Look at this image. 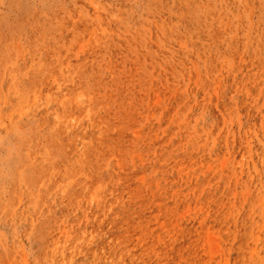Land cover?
Instances as JSON below:
<instances>
[{"label": "rangeland", "instance_id": "374dc122", "mask_svg": "<svg viewBox=\"0 0 264 264\" xmlns=\"http://www.w3.org/2000/svg\"><path fill=\"white\" fill-rule=\"evenodd\" d=\"M0 104V264H264V0H0Z\"/></svg>", "mask_w": 264, "mask_h": 264}, {"label": "bare ground", "instance_id": "6f19581e", "mask_svg": "<svg viewBox=\"0 0 264 264\" xmlns=\"http://www.w3.org/2000/svg\"><path fill=\"white\" fill-rule=\"evenodd\" d=\"M118 14H120V13H118ZM120 16H121V15H120ZM121 17H122V16H121ZM110 21H112V19H111ZM113 21H114V20H113ZM112 23H113V22H112ZM117 23H118V22H117ZM117 25H118V24H117ZM117 25H116V26H117ZM114 29H115V28H114ZM117 32H118V31H117ZM117 32H116V33H117ZM107 34H108V33H107ZM117 34H118V33H117ZM220 54H221V53H220ZM227 55H228V54H227ZM116 58H117V57H116ZM219 61H220V60H219ZM234 62H235V61H234ZM235 63H236V62H235ZM247 63H248V62H247ZM57 64H58V63H57ZM229 64H230V62H229ZM233 65H234V64H233ZM242 65H243V64H242ZM58 66H59V65H58ZM230 66L232 67L231 64H230ZM217 67H218V66H216V68H217ZM77 68H78V67H77ZM234 68H235V67H234ZM98 69H99V67H98ZM42 70H43V69H42ZM47 70H48V69H47ZM72 71H73V70H72ZM221 71H222V70H221ZM251 71H252V70H251ZM239 72H240V71H239ZM243 72H244V71H243ZM73 73H75V72H73ZM232 73H233V72H232ZM244 73H245V72H244ZM78 74H79V72H78ZM82 74H83V73H82ZM97 74H98V73H97ZM111 74H112V73H111ZM223 74H224V73H223ZM230 74H231V73H230ZM230 74H229V76H230ZM233 74L235 75V73H233ZM237 74H238V73H237ZM84 75H85V74H84ZM91 75H93V74H91ZM224 75H225V74H224ZM231 75H232V74H231ZM240 75H241V74H240ZM67 76H68V75H67ZM99 76H100V75H99ZM101 76H103V75H101ZM236 76H237V75H236ZM236 76H235V77H236ZM70 77H72V76H70ZM89 77H90V76H89ZM89 77H88V78H89ZM65 78H67V77H65ZM90 78H91V77H90ZM101 78H102V77H101ZM236 78H237V77H236ZM240 78H241V77H240ZM240 78H239V79H240ZM86 79H87V77H86ZM224 79H225V78H224ZM243 79H244V78H243ZM75 80H76V79H75ZM87 80H88V79H87ZM71 81H72V80H71ZM241 81H242V80H241ZM246 81H247V80H246ZM246 81H245V82H246ZM66 82H67V81H66ZM69 82H70V81H69ZM81 82H82V81H81ZM220 82H221V81H220ZM82 83H83V82H82ZM229 83H230V82H229ZM241 83H242V82H241ZM62 84H63V83H62ZM79 84H80V83H79ZM67 85H68V84H67ZM67 85H66V87H67ZM74 85H75V84H74ZM88 85H89L88 88H90L91 85H90V84H88ZM225 85H226V84H225ZM238 85H239V84H238ZM34 86H37V84L34 85ZM58 86H59V85H58ZM60 86H61V85H60ZM75 86H76V85H75ZM71 87H72V86H71ZM71 87H70V88H71ZM91 87H92V86H91ZM93 87H94V86H93ZM93 87H92V88H93ZM95 87H96V86H95ZM39 88H40V87H39ZM67 88H69V87H67ZM80 88H81V87H80ZM84 88H85V87H84ZM251 88H252V87H251ZM29 89H30V88H29ZM33 89H34V88H33ZM60 89H61V88H60ZM78 89H79V88H78ZM85 89H86V88H85ZM31 90H32V89H31ZM62 90H63V89H62ZM62 90H61V91H62ZM80 90H81V89H80ZM86 90H87V89H86ZM90 90H91V89H90ZM95 90H96V89H95ZM247 90H250V89L247 88ZM247 90H245V91H247ZM27 91H28V90H27ZM84 91H85V90H84ZM28 92H29V91H28ZM57 92H58V91H57ZM67 92H68V91H67ZM92 92H93V89H92ZM208 92H209V91H208ZM31 93H32V92H31ZM64 93H65V92H64ZM69 93H71V92H69ZM93 93H94V92H93ZM187 93H188V92H187ZM204 93H205V92H204ZM242 93H243V92H242ZM247 93H248V91H247ZM249 93H250V92H249ZM25 94H26V92H25ZM32 94H33V93H32ZM54 94H55V93H54ZM99 94H100V93H99ZM191 94H192V93H191ZM243 94H244V93H243ZM253 94H254V93H253ZM26 95H27V94H26ZM28 95H29V93H28ZM28 95H27V96H28ZM55 95H56V94H55ZM70 95H71V94H70ZM100 95H101V94H100ZM239 95H240V94H239ZM241 95H242V94H241ZM250 95H251V94H250ZM35 96H36V95H35ZM95 96H96V95H95ZM98 96H99V95H98ZM188 96H189V95H188ZM188 96H186V97L188 98ZM194 96H195V95H194ZM254 96H255V95H254ZM57 97H58V96H57ZM66 97H67V96H66ZM93 97H94V96H93ZM93 97H92V99H93ZM99 97H101V96H99ZM186 97H185V98H186ZM24 98H25V95H24ZM24 98H23V99H24ZM28 98H29V97H28ZM28 98H27V100H28ZM54 98H55V96H54ZM54 98H53L52 100H55V99H56V98H55V99H54ZM60 98H61V96H60ZM64 98H65V97H64ZM218 98H219V97H218ZM236 98H237V97H236ZM255 98H256V97H255ZM23 99H22V100H23ZM29 99H30V98H29ZM61 99H63V97H62ZM73 99L75 100V98H73ZM94 99H95V98H94ZM105 99H106V98H105ZM105 99H104V100H105ZM188 99H189V98H188ZM190 99H191V98H190ZM246 99H247V97H246ZM33 100H34V99H33ZM74 100H73V101H74ZM101 100H102V98H101ZM220 100H221V99H220ZM222 100H223V99H222ZM232 100H233V98H232ZM234 100H235V99H234ZM34 101H35V100H34ZM90 101L92 102V100H90ZM95 101H96V100H95ZM102 101H103V100H102ZM235 101H236V100H235ZM25 102H26V100L24 101V103H25ZM29 102H30V101H29ZM65 102H66V101H65ZM85 102H86V101H85ZM91 102H90V103H91ZM98 102H100V100H98ZM185 102H188V101H185ZM232 102H233V101H232ZM30 103H31V102H30ZM41 103H43V102H41ZM55 103H57V102L55 101ZM96 103H97V102H96ZM180 103H184V102H180ZM180 103H179V104H180ZM253 103H254V101H253ZM1 104H2V103H1ZM1 104H0V105H1ZM28 104H29V103H28ZM34 104H35V103H34ZM72 104H74V102H73ZM75 104H76V103H75ZM75 104H74V105H75ZM88 104H89V103H88ZM91 104H92V103H91ZM97 104H98V103H97ZM184 104H185V103H184ZM187 104H189V103H187ZM233 104H235V102H234ZM37 105H38V104H37ZM39 105H40V103H39ZM89 105H90V104H89ZM182 105H183V104H182ZM190 105H192V104H190ZM242 105H243V103H242ZM244 105H246V104H244ZM27 106H28V105H27ZM30 106H31V105H30ZM32 106H33V104H32ZM40 106H41V105H40ZM42 106H43V105H42ZM69 106H70V105H69ZM72 106H73V105H72ZM90 106H91V105H90ZM96 106H97V105H96ZM96 106H95V107H96ZM246 106H247V105H246ZM25 107H26V106H25ZM33 107L35 108V107H36V104H35ZM55 107H56V106H55ZM55 107H54V108H55ZM76 107H77V105H76ZM95 107H94V108H95ZM179 107H180V106H179ZM189 107H191V106H189ZM233 107H234V106H233ZM239 107H240V106H239ZM242 107H243V106H242ZM27 108H28V107H27ZM38 108H39V107H38ZM54 108H53V109H54ZM83 108H84V107H83ZM85 108H87V106H86ZM94 108H93V110H94ZM96 108L98 109V106H97ZM187 108H188V107H187ZM1 109H2V108H1ZM31 109H33V108L31 107ZM70 109H71V106H70ZM88 109L90 110V108H88ZM100 109H101V108H100ZM100 109H99V110H100ZM177 109H178V108H177ZM188 109H189V108H188ZM235 109H236V111L238 110V108H235ZM79 110H80V109H79ZM81 110H82V109H81ZM81 110H80V111H81ZM179 110H180V109H179ZM242 110H244V109L242 108ZM46 111H47V110H46ZM94 111L96 112V109H95ZM106 111H107V110H106ZM177 111H178V110H177ZM181 111H182V110H181ZM25 112H26V111H25ZM75 112H76V111H75ZM78 112H79V111H78ZM91 112H92V111H91ZM95 112H94V113H95ZM182 112H184V111H182ZM81 113H82V112H81ZM86 113H88V112H86ZM96 113H97V112H96ZM98 113H99V112H98ZM186 113H187V112H186ZM186 113H185V114H186ZM92 114H93V112H92ZM181 114H182L181 116H183V113H181ZM236 114H237V113H236ZM78 115H79V114H78ZM90 115H91V114H90ZM93 115H94V114H93ZM95 115H96V114H95ZM95 115H94V116H95ZM178 115H180V113H178ZM189 115H190V114H189ZM79 116H80V115H79ZM97 116H98V115H97ZM238 116H239V115H238ZM70 118H71V117H70ZM79 118H80V117H79ZM95 118H96V116H95ZM182 118H183V117H182ZM185 118H186V117H185ZM96 119H97V118H96ZM185 120H186V119H185ZM93 121H94V120H93ZM93 121H92V123H93ZM221 121H222V120H221ZM98 122H99V121H98ZM92 123H91V124H92ZM98 124H99V123H98ZM95 125H96V124H95ZM99 125H100V124H99ZM89 126H90V125H89ZM73 127H74V126H73ZM87 127H88V126H87ZM94 127H95V126H94ZM74 128H75V127H74ZM185 128H186V127H185ZM221 128H223V127H221ZM183 130H184V129H183ZM189 130H190V128H189ZM193 130H194V129H193ZM196 130H198V129H196ZM218 130H219V129H218ZM220 131H221V130H220ZM186 132H187V131H186ZM227 132H228V131H227ZM240 132H241V131H240ZM245 132H246V131H245ZM39 133H40V132H39ZM181 134H182V133H181ZM243 134H245V133L243 132ZM38 135H39V134H38ZM193 135H194V134H193ZM185 136L187 137V135H185ZM235 136H236V135H235ZM17 137H19V136H17ZM183 137H184V135H183ZM240 137H241V136H240ZM188 139H189V138H188ZM5 140H6V139H5ZM52 142H53V141H52ZM50 144H51V143H50ZM211 144H212V143H211ZM51 146H52V145H51ZM86 148H87V147H86ZM86 148H85V149H86ZM12 150H13V149H12ZM48 152H49V149H48ZM51 153H52V152H51ZM49 154H50V153H49ZM53 154H54V153H53ZM53 154H52V155H53ZM52 157H53V156H52ZM48 158H49V157H48ZM90 159H91V158H90ZM40 162H41V161H40ZM81 163H82V162H81ZM88 163H89V162H87L86 164H88ZM41 165H43V164H41ZM80 166H82V165H80ZM41 169H42V168H41ZM46 169H48V168H46ZM40 171H42V170H40ZM39 176H40V175H39ZM42 176H43V175H42ZM40 177H41V176H40ZM44 177H45V176H44ZM42 179H43V178H41V180H42ZM39 180H40V179H39ZM41 180H40V181H41ZM45 182H46V181H45ZM42 183L44 184V182H42ZM46 184H47V183H46ZM76 185H77V184H76ZM74 186H75V185H74ZM41 187H42V186H41ZM77 187H78V186H77ZM42 188H43V187H42ZM44 188H45V187H44ZM74 188H75V187H74ZM74 188H73V190H74ZM41 190H42V189H41ZM95 190H96V189H95ZM76 191H77V190H76ZM75 193H76V192H75ZM100 200H101V199H100ZM102 201H103V200H102ZM104 201H106V200H104ZM103 203H104V202H103ZM106 204H107V202H106ZM83 205H84V204H83ZM83 205H82V206H83ZM107 205H108V204H107ZM85 206H86V205H85ZM102 208H103V207H102ZM73 210H74V208H73ZM75 210H76V209H75ZM82 210H83V209H82ZM89 210H90V208H89ZM91 211H92V210H91ZM85 212H86V211H85ZM70 213H71V212H70ZM70 213H69V215H71ZM73 213H74V212H73ZM76 213H77V212H76ZM86 213H87V212H86ZM96 213H97V212H96ZM98 214H99V213H98ZM74 215H76V214H74ZM87 216H88V215H87ZM115 216H117V215H115ZM43 217H44V216H43ZM72 217H73V216H72ZM102 217H103V216H102ZM102 217H101V218H102ZM90 219H91V217H90ZM104 219H105V218H104ZM92 220H93V219H92ZM95 220H96V219H95ZM96 221H97V220H96ZM110 221H111V220H110ZM90 222H91V221H90ZM97 222H98V221H97ZM39 223H40V222H39ZM93 223H94V222H93ZM101 223H102V222H101ZM115 223H116V222H115ZM97 224H99V222H98ZM107 224H108V223H107ZM101 225H102V224H101ZM118 225H119V224H118ZM37 226H40V225H37ZM131 226H132V225H131ZM71 227H72V226H71ZM86 227H87V226H86ZM96 227H98V225H97ZM96 227H95V228H96ZM101 227H102V226H101ZM106 227H108V226H106ZM110 227H111V226H110ZM133 227H134V225H133ZM95 228H94V230H95ZM98 228H99V227H98ZM103 228H104V227H103ZM103 228H102V229H103ZM121 229H122V228H121ZM133 229H135V228H133ZM42 230H43V229H42ZM44 230H45V229H44ZM70 230H72V229H70ZM70 230H69V232H70ZM76 230H77V229H75V232H76ZM100 230H101V229H100ZM117 230H118V229H117ZM98 231H99V229H98ZM101 231H102V230H101ZM111 231H112V229L110 230V232H111ZM77 232H78V231H77ZM77 232H76V233H77ZM91 232H92V230H91ZM91 232H90V233H91ZM105 232H106V231H105ZM112 232H113V231H112ZM94 233H95V232H94ZM121 233H122V232H121ZM84 234H85V233H84ZM119 234H120V233H119ZM46 235H47V234H45V236H46ZM49 235H51V234H49ZM71 235H72V234H71ZM75 235H76V234H75ZM100 235H101V234H100ZM120 235H121V234H120ZM86 236L88 237L87 234H86ZM94 236H95V235H94ZM50 237H51V236H50ZM50 237H49V238H50ZM55 237H56V236H55ZM83 237H85V236L83 235ZM117 237H118V236H117ZM56 238H57V237H56ZM59 238H60V237H59ZM85 238H86V237H85ZM93 238H94V237H93ZM93 238H91V239H93ZM100 238H101V236H100ZM104 238H105V237H104ZM111 238H112V237H111ZM66 239H67V238H66ZM71 239H72V238H71ZM75 239H76V238H75ZM94 239H96V238H94ZM63 240H64V239H63ZM67 240H68V239H67ZM99 240H100V239H99ZM103 240H104V239H102L101 241H103ZM108 240H109V239H108ZM126 240H128V239L126 238ZM40 241H42V238H40ZM54 241H55V240H54ZM54 241H53V242H54ZM59 241H60V240H59ZM61 241H62V240H61ZM88 241L90 242V240H88ZM92 241H93V240H92ZM133 241L135 242V240H133ZM57 242H58V241H57ZM62 242H63V241H62ZM71 242H72V241H71ZM79 242H80V241H79ZM81 242H82V241H81ZM83 242H84V241H83ZM122 242H123V241H122ZM47 243H48V242H47ZM63 243H64V242H63ZM63 243H62V244H63ZM65 243H66V242H65ZM73 243H74V242H73ZM90 243H91V242H90ZM107 243H108V242H107ZM58 244H59V243H58ZM60 244H61V243H60ZM60 244H59V245H60ZM66 244H67V243H66ZM74 244H75V243H74ZM79 244H80V243H79ZM96 244H97V242H96ZM100 244H101V243H100ZM109 244H110V243H109ZM124 244H125V243H124ZM45 245H46V244H45ZM49 245H50V244H49ZM77 245H78V244H77ZM83 245H84V244H83ZM86 245H87V244H86ZM91 245H92V244H91ZM102 245H103V244H102ZM42 246H43V245H42ZM51 246H52V245H51ZM80 246H81V245H80ZM87 246H88V245H87ZM93 246H94V245H93ZM103 246H104V245H103ZM115 246H116V245H115ZM43 247H44V246H43ZM66 247H67V248H70V247H68V246H66ZM66 247H65V248H66ZM94 247H95V246H94ZM128 247H129V246H128ZM67 248H66V249H67ZM74 248H75V247H74ZM76 248H77V247H76ZM110 248H111V247H110ZM115 248H116V247H115ZM115 248H114V249H115ZM129 248H130V247H129ZM135 248H136V247H135ZM41 249H42V248H41ZM44 249H45V247H44ZM44 249H43V250H44ZM79 249H80V248H79ZM85 249H87V248H85ZM93 249H94V248H93ZM107 249H108V248H107ZM52 250H53V249H52ZM55 250H56V249H55ZM61 250H62V249H61ZM67 250H68V249H67ZM77 250H78V249H77ZM80 250H81V249H80ZM80 250H79V251H80ZM88 250H89V249H88ZM88 250H87V251H88ZM120 250H121V249H120ZM57 251H59V250H57ZM63 251H64V250H63ZM63 251H62V252H63ZM115 251H116V250H115ZM122 251H123V250H122ZM45 252H46V251H45ZM49 252H50V251H49ZM64 252H65V251H64ZM83 252H84V251H83ZM103 252H104V251H103ZM46 253H47V252H46ZM71 253H73V252H71V249H70V254H71ZM94 253H95V252H94ZM104 253H105V252H104ZM120 253H121V252H120ZM40 254H41V253H40ZM53 254H54V252H53ZM58 254H59V253H58ZM70 254H69V257H70ZM96 254H98V253L96 252ZM96 254H95V255H96ZM121 254H122V253H121ZM121 254H120V255H121ZM131 254H132V253H131ZM150 254H152V253H150ZM44 255H45V254H44ZM59 255H60V254H59ZM78 255H79V254H77V256H78ZM85 255H86V254H85ZM90 255H91V254H90ZM92 255H93V254H92ZM95 255H93V256H95ZM105 255H106V254H105ZM128 255H129V254H128ZM40 256H41V255H40ZM48 256H49V255H48ZM63 256H64V255H63ZM65 256H66V255H65ZM67 256H68V255H67ZM67 256H66V258H67ZM75 256H76V253H75ZM121 256H122V255H121ZM55 257H56V256H55ZM69 257H68V259H69ZM72 257H73V256H72ZM95 257H97V256H95ZM102 257H103V256H102ZM133 257H134V256H133ZM140 257H142V256H140ZM157 257H158V256H157ZM41 258H42V257H41ZM49 258H50V257H49ZM70 258H71V257H70ZM79 258H80V256H79ZM87 258H88V257H87ZM97 258H98V257H97ZM142 258H143V257H142ZM38 259L40 260V258H38ZM38 259H37V260H38ZM42 259H43V258H42ZM55 259H56V258H55ZM64 259H65V257H64ZM68 259H66V261H67ZM101 259H102V258H101ZM106 259H107V258H106ZM120 259H122V258H120ZM131 259H132V258H131ZM160 259H161V258H160ZM37 260H36V261H37ZM124 260H126V259H124ZM157 260H158V258H157ZM40 261H41V260H40ZM42 261H43V260H42ZM51 261H52V260H51ZM51 261H50V262H51ZM66 261H65V262H66ZM91 261H92V260H91ZM99 261H101V260H99ZM112 261H113V260H112ZM112 261L110 262L111 264H112ZM131 261L133 262V260H131ZM74 262H75V260H74ZM125 262H126V261H125ZM154 262H155V261H154ZM40 263H41V262H40ZM78 263H80V262H78ZM86 263L89 264V262H86ZM95 263H97V262L95 261ZM54 264H55V263H54ZM91 264H92V263H91ZM93 264H94V263H93ZM97 264H98V263H97ZM100 264H101V263H100ZM122 264H124V262H123ZM129 264H130V263H129ZM139 264H140V263H139Z\"/></svg>", "mask_w": 264, "mask_h": 264}]
</instances>
